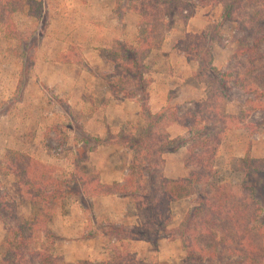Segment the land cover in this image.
Instances as JSON below:
<instances>
[{"label":"rangeland","instance_id":"obj_1","mask_svg":"<svg viewBox=\"0 0 264 264\" xmlns=\"http://www.w3.org/2000/svg\"><path fill=\"white\" fill-rule=\"evenodd\" d=\"M18 1L22 4L9 9V14L3 16L0 9V264H12V232L25 222L36 224L30 249H40L50 264H118L127 254L147 264H181L186 251L177 229L195 206L197 195L173 202L169 222L159 217L150 224L147 208L121 188L134 191L136 181L150 177L148 170L140 168L139 178L128 183L135 160L147 161L148 154L158 176H189L193 168L186 167V160L204 137L218 149L215 180L234 187L245 180L242 159L247 153L239 156L240 135L248 149L259 143L255 154L264 155L260 124L264 120V43L257 44L261 34L249 36L238 22L226 19L225 7L218 1L204 5L196 0L191 17L185 11L167 22L163 40L155 48L166 44L171 49V43L177 45L188 33L207 38L196 47L200 53L189 62L190 69L175 75L184 82L186 74H191L198 81L193 85L195 95L175 99L172 92L169 105L160 112L181 107L184 114L198 108L197 118L203 117L205 123L192 134L187 131L173 137L180 130L172 134L163 124L151 126L147 114L113 123L106 115L103 118L114 87L138 89L136 82L127 85L119 72L123 52L114 56L118 42L139 47L138 0ZM255 8L244 12L253 13ZM239 48H250V52L238 54ZM149 56L140 53L139 59L143 57L146 78L152 80L155 67L147 64ZM175 63L181 65L178 52ZM210 63L221 73L242 77L243 84L231 83L230 90H223L221 78L208 72ZM114 95L125 100L123 93ZM203 151L202 147L196 154L202 156ZM227 151L236 154L228 156ZM12 152L39 163L30 172L32 191L57 192L62 195L58 201L48 203L47 198L26 195L23 176L8 169ZM96 180L110 185L105 189L109 193H94L103 191L93 189ZM121 228L140 230L115 232ZM68 253L75 262L67 261Z\"/></svg>","mask_w":264,"mask_h":264},{"label":"trees","instance_id":"obj_2","mask_svg":"<svg viewBox=\"0 0 264 264\" xmlns=\"http://www.w3.org/2000/svg\"><path fill=\"white\" fill-rule=\"evenodd\" d=\"M195 1L138 0L135 10L141 15L139 47L118 42L119 47L114 51V56L123 52V55L120 56L122 64L119 63L118 66L119 72L125 75L122 79L127 80L125 82L129 86L136 82L134 85L138 88L136 91L130 92L127 89L119 90L114 87V94L123 93L125 98H137L142 103V112L147 114L151 126L156 127L163 124L164 127H167L172 122L179 120L190 128L189 134L194 133L196 128L199 130L198 127L205 123L203 117L197 118L196 113L199 112V109L197 108L196 113L189 111L184 115H180L177 110L152 114L149 107L148 92L152 80L146 78V71L144 70L146 66L142 60L143 57H141V61L139 57L140 53H143L144 58H146L153 48L162 42L164 27L176 13L191 12L188 18L191 17ZM197 1L204 5L218 1L225 7L226 19L238 22L241 26L240 29L246 31L249 36H254L258 31L261 37H258L257 44L264 43V19H262L264 0ZM21 4L18 0H0L3 16L4 13L9 14V9L15 10ZM255 6L258 7L255 8ZM251 7L255 8L253 13L244 12ZM245 14L249 15V20ZM260 17L262 21H260ZM5 19L8 20L7 17ZM10 26L13 27L14 24L11 22ZM256 26L258 29L255 28ZM206 39L205 35L188 33L186 39L177 43L176 48L187 57L189 62H192L196 58L195 54L200 53L196 47H201ZM237 52L238 54L250 52V48H242ZM209 66L208 72L212 76L221 78L220 85L223 90H230L232 88L231 83L243 84V78L234 77L233 72L221 73L214 64L210 63ZM139 90L142 91L141 94L138 93ZM260 124L264 126V120ZM194 139L196 140V138ZM202 147L204 148L202 152L204 155L196 154ZM193 149L191 158L186 160V167L193 168L189 176L178 179L158 176V173L152 171L155 167L150 154H148L147 161L135 160L131 166L133 175L128 178V183L133 184L137 177L139 178L138 171L140 168L148 170L150 177L143 182L136 181L138 187L134 191H130L124 186L121 188V192L134 195L135 200L140 202L142 207L147 208V212L150 214L148 221L150 224L158 222L159 217L167 218L169 222L173 202L197 195L195 206L177 229L178 236L186 251V258L181 264H264V158H255L251 156V151L248 150L246 157L242 159L246 178L239 186L234 187L231 184L220 185L215 180L214 164L218 149L212 145L210 138H202L201 143L194 145ZM147 151L151 153L152 150L147 149ZM8 156V169L15 172L19 177L23 176L21 186L28 189L26 195L35 200L42 197L47 198L48 203L59 200L62 195L57 192L47 193V191L40 190V193H34L32 191L30 172L32 165L34 163L39 165L38 162L28 155L18 152H12ZM146 163L148 165L144 166ZM140 178H143V175ZM98 188L103 189V191L94 193H109L105 189H109L111 186L104 185L98 180L93 181V189L98 190ZM141 188L146 189V191L140 192ZM2 200L0 187V206ZM167 223H165L166 228ZM35 227L36 224L25 222L20 226L19 231L12 232L13 237L10 240V247L14 253L12 264H50L49 258H46L45 253L40 249H30L29 244ZM139 230L138 228L130 230L121 228L115 232L134 234L139 233ZM26 253H29L30 260H28ZM121 256L123 257V254ZM118 262V264H147L139 260L136 255L128 254Z\"/></svg>","mask_w":264,"mask_h":264},{"label":"crops","instance_id":"obj_3","mask_svg":"<svg viewBox=\"0 0 264 264\" xmlns=\"http://www.w3.org/2000/svg\"><path fill=\"white\" fill-rule=\"evenodd\" d=\"M171 44H172L170 47L171 49L167 48L166 44L162 45L161 48H153L147 60L148 65H150L152 68L155 67V69L152 72L153 79L148 89L150 112L154 115L160 114L162 109L164 110V108L165 109L167 108V106L170 103V99L172 97V92H175L174 94V96L176 95L175 99H180L185 95H187V97L191 99L193 98V95H195L196 93L194 91L193 85L195 83H198V81L194 79L191 76V74L187 73L188 71L187 72L185 71V73H187L186 74L187 79L184 82L182 79L176 78L175 75L177 72L190 69L189 67L190 63L187 57L183 55L180 51H178V49L176 48V43L173 42ZM177 52L181 65H177L175 63V54H177ZM184 57L187 59V62L183 61ZM155 64L157 66H155ZM163 66L165 67L163 68ZM108 94L110 97L109 105L107 106V108L105 107V110L102 112L104 116V117L102 116L103 118H105L106 115L108 120L112 122L120 118L122 120H134L136 118L141 117V114L143 113L142 103L137 98H125V100L120 101V99L116 98V96L113 93H108ZM196 111L197 108L194 110V112L192 111L191 112L195 113ZM178 113L180 115L186 114V113L183 114V112L181 111V107L178 110ZM166 128L172 134H174L175 130H180V132L178 131V134H174L173 137L182 136L185 135L187 131L189 132L188 130L189 127L187 128L179 120L172 122V124H170ZM240 137L238 138L237 141L239 145V156H244L247 153V150L250 151L252 150L251 154H253L254 157H258V158L264 157V155L255 154V152L258 153V148L261 147L259 143H255L254 145H252L251 149H248L249 148L248 145ZM235 154H236L235 151H233L231 154H229L228 151L226 152V155L228 156L231 155L233 156ZM182 164H184V161L182 162ZM111 175H113V173ZM70 254L69 253L66 254L67 261L75 262L73 259V254L71 255Z\"/></svg>","mask_w":264,"mask_h":264}]
</instances>
